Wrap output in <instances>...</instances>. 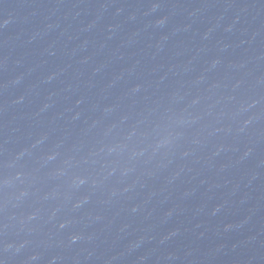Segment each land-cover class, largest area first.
<instances>
[{
  "label": "water",
  "instance_id": "water-1",
  "mask_svg": "<svg viewBox=\"0 0 264 264\" xmlns=\"http://www.w3.org/2000/svg\"><path fill=\"white\" fill-rule=\"evenodd\" d=\"M2 264H264V0H0Z\"/></svg>",
  "mask_w": 264,
  "mask_h": 264
},
{
  "label": "snow or ice",
  "instance_id": "snow-or-ice-1",
  "mask_svg": "<svg viewBox=\"0 0 264 264\" xmlns=\"http://www.w3.org/2000/svg\"><path fill=\"white\" fill-rule=\"evenodd\" d=\"M0 264H2V262H0Z\"/></svg>",
  "mask_w": 264,
  "mask_h": 264
}]
</instances>
